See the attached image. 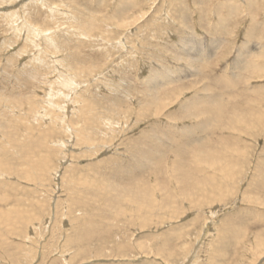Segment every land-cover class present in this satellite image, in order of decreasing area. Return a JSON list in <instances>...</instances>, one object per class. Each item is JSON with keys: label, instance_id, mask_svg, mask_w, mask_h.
<instances>
[{"label": "rangeland", "instance_id": "1", "mask_svg": "<svg viewBox=\"0 0 264 264\" xmlns=\"http://www.w3.org/2000/svg\"><path fill=\"white\" fill-rule=\"evenodd\" d=\"M0 264H264V0H0Z\"/></svg>", "mask_w": 264, "mask_h": 264}, {"label": "bare ground", "instance_id": "2", "mask_svg": "<svg viewBox=\"0 0 264 264\" xmlns=\"http://www.w3.org/2000/svg\"><path fill=\"white\" fill-rule=\"evenodd\" d=\"M186 49V48H185ZM237 69V68H236Z\"/></svg>", "mask_w": 264, "mask_h": 264}]
</instances>
